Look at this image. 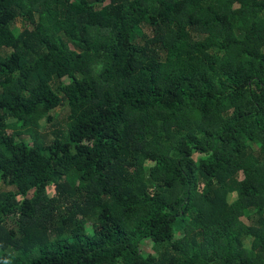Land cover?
Instances as JSON below:
<instances>
[{
  "label": "trees",
  "instance_id": "16d2710c",
  "mask_svg": "<svg viewBox=\"0 0 264 264\" xmlns=\"http://www.w3.org/2000/svg\"><path fill=\"white\" fill-rule=\"evenodd\" d=\"M0 185V264H264V0H0Z\"/></svg>",
  "mask_w": 264,
  "mask_h": 264
},
{
  "label": "rangeland",
  "instance_id": "374dc122",
  "mask_svg": "<svg viewBox=\"0 0 264 264\" xmlns=\"http://www.w3.org/2000/svg\"><path fill=\"white\" fill-rule=\"evenodd\" d=\"M12 27L14 29H17L20 31L24 27H30L29 24L26 21H16L13 23ZM63 83H67V79H62ZM68 117H70L69 109L68 106L65 104V102H62L61 104L53 107L49 111H47V114L43 116L42 119L39 120V128L37 131L41 134L44 133H49L50 131L53 130L52 123L54 122H61L64 121L65 119L68 120ZM50 118V121L48 120ZM8 122L11 121V119H7ZM16 140L24 141L25 143H30V137L27 134H22L20 137H15ZM4 188L0 185V190H3ZM31 193V192H29ZM46 193L48 196H53L54 195V190L52 186H48L46 188ZM235 198L234 193H230L228 195V199L231 201ZM18 200H20V197H17ZM242 220H244L246 223H251V219L248 217L242 216ZM4 225L6 229L12 230L13 231V238L14 239H21L22 238V230L20 226V221L18 220V216H9L5 218L4 220ZM88 227V226H87ZM203 237L206 238V232L203 233ZM12 248L8 247L6 251L12 252ZM139 250L140 254L142 256L146 255H155V251L153 249V244L150 240L144 239L139 243Z\"/></svg>",
  "mask_w": 264,
  "mask_h": 264
}]
</instances>
